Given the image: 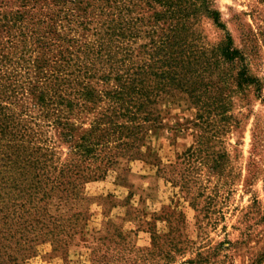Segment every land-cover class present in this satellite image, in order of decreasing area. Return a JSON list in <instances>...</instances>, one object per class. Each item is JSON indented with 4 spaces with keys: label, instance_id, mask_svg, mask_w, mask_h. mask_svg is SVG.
Instances as JSON below:
<instances>
[{
    "label": "rangeland",
    "instance_id": "1",
    "mask_svg": "<svg viewBox=\"0 0 264 264\" xmlns=\"http://www.w3.org/2000/svg\"><path fill=\"white\" fill-rule=\"evenodd\" d=\"M205 2L0 0V204L52 216L0 264H264V0Z\"/></svg>",
    "mask_w": 264,
    "mask_h": 264
},
{
    "label": "trees",
    "instance_id": "2",
    "mask_svg": "<svg viewBox=\"0 0 264 264\" xmlns=\"http://www.w3.org/2000/svg\"><path fill=\"white\" fill-rule=\"evenodd\" d=\"M205 1H206L205 3L207 4V0ZM206 7L214 23L219 27H223V23L220 20L219 12L215 9H210L207 5ZM25 16H26V13L24 11L16 12L10 16V19L5 18V22L7 23L12 22V26H16V24L22 23L23 21H25ZM34 31L38 32L37 28H34ZM34 31L31 30V33H33ZM219 55L222 57V60L225 63L231 64L237 67L235 82L239 89L248 88L250 86H254L257 89H261L263 87L260 79L252 71L250 67V63L245 62L246 58L244 55V51H242L240 48L234 45V42L231 36L228 34L225 36V40L220 45ZM4 128L5 127L3 124L0 130V141L4 139L3 138ZM27 191H29V189ZM28 198H30V193H28ZM16 213L17 212L15 210H11L9 208L7 203L4 202L3 204H0V223L3 225L1 226L0 233L3 232L5 228L8 226L10 227V230H8L9 231L8 235L13 237L14 233L19 234L18 238L21 240H26L29 233L31 234L34 233V227L36 226L37 228L38 225L43 222L42 219H38V217L45 218L46 215L48 217L50 216L47 213L45 216L37 213L36 216H33V217H36V219L32 218L31 220V218H29V217H32L30 213L28 214L25 213V214H20V215H17ZM51 217L52 216H50V218ZM11 231H12V234H11Z\"/></svg>",
    "mask_w": 264,
    "mask_h": 264
}]
</instances>
